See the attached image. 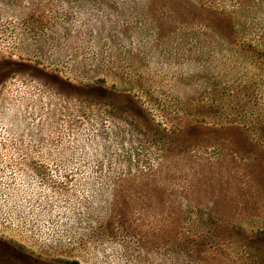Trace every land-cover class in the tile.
<instances>
[{"label":"rangeland","instance_id":"obj_1","mask_svg":"<svg viewBox=\"0 0 264 264\" xmlns=\"http://www.w3.org/2000/svg\"><path fill=\"white\" fill-rule=\"evenodd\" d=\"M0 264H264V0H0Z\"/></svg>","mask_w":264,"mask_h":264}]
</instances>
